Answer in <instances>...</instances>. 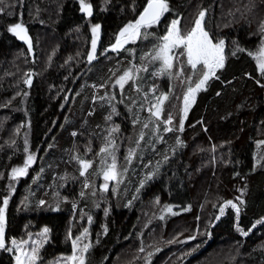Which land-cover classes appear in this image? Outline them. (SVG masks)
I'll list each match as a JSON object with an SVG mask.
<instances>
[{
	"label": "trees",
	"instance_id": "obj_1",
	"mask_svg": "<svg viewBox=\"0 0 264 264\" xmlns=\"http://www.w3.org/2000/svg\"><path fill=\"white\" fill-rule=\"evenodd\" d=\"M85 1L91 15L80 11L78 0L0 3V207L7 198L6 243L30 241L47 227L37 264L49 263L70 255L71 239L87 230L86 264H264V223H256L264 221V161L257 163L264 154V74L253 58L264 38V0H167L170 11L132 45L135 54L125 49L117 58L109 46L147 0ZM200 11L214 42L225 41V62L219 79L196 94L179 131L176 105L198 79L182 56L171 75L159 76L149 64L123 88L112 84L113 76L132 74L131 62L142 68L145 51L157 48L172 19L190 16L192 22ZM16 23L26 28L33 58L9 31ZM94 23L100 36L90 62ZM181 68L183 75H176ZM135 81L167 95L163 116L172 117L174 130L164 133L159 124L158 133L143 125L150 116ZM111 142L125 178L105 191L98 179L104 154L97 149ZM29 155L34 159L27 174L13 179L12 169L24 167ZM85 159L92 166L82 176L79 160ZM229 200L239 215L230 206L223 216L216 213ZM197 222L200 235L177 249ZM0 264H14V253L0 248Z\"/></svg>",
	"mask_w": 264,
	"mask_h": 264
},
{
	"label": "snow or ice",
	"instance_id": "obj_2",
	"mask_svg": "<svg viewBox=\"0 0 264 264\" xmlns=\"http://www.w3.org/2000/svg\"><path fill=\"white\" fill-rule=\"evenodd\" d=\"M3 0H0L2 3ZM81 10L86 12L88 15L92 14L91 5L85 3V0H80ZM169 4L167 0H147V5L144 7L143 11L139 14V18L135 20V22H129L124 28L119 31V34L115 38V43L111 45L113 51H116L123 47L124 44L129 42L130 40H134L141 35V29L144 27H151L152 25L158 24L161 21V18L165 13L169 12ZM205 17V11H200L198 17L194 20L193 26L187 31H182L180 27V19H173L170 24L167 26L165 34L159 39L162 41L157 46V50L155 55L152 56L153 60L161 61V73L171 75V70L174 68V60L183 56L186 57V64L190 66L194 75L198 76V79L195 82L194 87L189 86L186 92L183 95V115L179 122V131H183L184 128V119L187 117V113L189 111L190 106L195 102L196 94L201 90H207L208 82L213 79H219L216 75L217 70L222 69L224 67L225 56H224V48L225 41L223 39L214 42V38L209 34V32L204 28L203 21ZM100 25H95L92 29L95 34ZM9 31L18 36L21 40L28 42L29 48H31V41L27 36L26 28L22 23H16L9 28ZM261 32L264 33V24L261 25ZM97 41L95 38L92 40V51L88 53V59L91 62L95 59V51H96ZM179 49L180 51L174 52V50ZM236 51H243V49L237 48ZM235 54V53H233ZM251 54V53H250ZM258 67L262 74H264V47H262L258 54ZM176 75H183V69L181 68ZM128 79H131L130 72H125L119 79L116 81L117 84L123 88L124 82ZM189 80L191 77L188 78ZM26 84H31V80L28 79L25 81ZM167 95H162L157 98V103L152 105L155 111L151 112V115L156 117L158 120L160 119L161 113L163 111V103L167 100ZM165 124L172 123V117L169 115L168 118L164 121ZM145 127L148 125L145 124ZM172 128L165 127L164 131H172ZM73 135H76L73 133ZM143 138V136H141ZM181 141L179 138L177 139V144H180ZM264 143V142H261ZM27 151V149H26ZM101 153H107L112 156V163L107 165L102 169L103 179L105 184L102 186L105 191L108 190V181L117 180L118 172L116 169L115 157L112 153L108 152L107 148H101ZM131 155V151H130ZM34 157L29 155L27 160L25 161V165L22 168H14L12 169V178L16 179L17 177L24 176L27 174V169L29 165L33 162ZM79 159V158H76ZM167 159V157H165ZM83 171H81V175L83 176L88 168L91 167V162L79 160ZM150 178V177H149ZM143 186V182L141 183V187ZM87 187V184L85 185ZM239 200V197L237 198ZM41 204L44 201L40 202ZM242 204L243 201H240ZM8 205V199L5 198L3 200V207H0V248H5L7 251H12L11 248H6V240H5V209ZM230 206L232 209H235L237 216L239 215L240 208L237 203L233 201H225V205L220 207L219 212L220 215L223 216L225 212V207ZM171 211V209H168ZM220 217L217 216L218 220ZM91 220V217H89ZM264 223L262 220H258L256 222ZM255 224L252 225L255 228ZM238 231L241 232L242 235H248V232L244 231L241 228H237ZM49 229L45 227L43 232L40 234L41 236L46 237ZM87 230H85V233ZM80 237H76L72 240V255L65 257L64 259L69 262V264H86V253L89 251L90 244H84L82 248L79 247L78 242L80 241ZM190 239H195V237H191ZM45 240H40L35 242V246L31 247L29 251H23L20 248V245H17L15 240L12 241L13 245L17 246V250L21 252L20 255L16 257V264H36V262L40 259L39 257V248L45 243ZM27 243L26 241H22L21 244ZM143 251V249H141ZM79 252V254H78Z\"/></svg>",
	"mask_w": 264,
	"mask_h": 264
},
{
	"label": "rangeland",
	"instance_id": "obj_3",
	"mask_svg": "<svg viewBox=\"0 0 264 264\" xmlns=\"http://www.w3.org/2000/svg\"><path fill=\"white\" fill-rule=\"evenodd\" d=\"M79 1V6H80V11L82 12V13H84V14H87L86 12H83L82 10H81V3H80V0H78ZM85 3H87V4H90L89 2H87V1H85ZM92 9V8H91ZM198 17V15L196 16H194V20L196 19ZM179 19H180V27H181V29H182V31H184V32H187L192 26H193V22H194V20L192 21V22H190V16H188L185 20H182L181 19V17H178ZM173 20V19H172ZM171 20V21H172ZM170 21V22H171ZM170 22L168 23V25L170 24ZM204 22V21H203ZM95 25H99V23H94V24H91L90 25V33H91V40H90V43H91V49H92V40H93V38H95L96 39V41H97V43H98V40H99V36H100V28L98 29V31L94 34L93 33V31H92V29H93V27L95 26ZM126 26V25H125ZM124 26V27H125ZM123 27V28H124ZM148 27H144V28H142L141 29V35L139 36V37H137L136 39H134V40H130L129 42H127L126 44H124L123 45V47H121L120 49H118V50H116V51H112L113 53H116V54H113L114 55V57H116L117 58V55H119L120 53H117V52H122L123 50H125V49H128V50H130V52L132 53V54H135V49H132V45H136L137 43H139L140 41H144V40H142V39H144L143 37H145L146 36V31L148 30L147 29ZM118 34H119V32H118ZM117 34V35H118ZM262 36L264 37V33H262ZM224 40V39H223ZM115 42H113L112 44H114ZM160 43H162V41L160 40ZM159 43V44H160ZM111 44V45H112ZM158 44V45H159ZM111 45L109 46L110 48H111ZM262 47H264V38H263V41H262V43L260 44V46L254 51V53H253V58H254V61H255V63L257 64V66H258V60H257V54H258V52H259V50L262 48ZM112 49V48H111ZM156 50H157V48L153 51V52H151L150 51V48L149 49H147V51H145V57L143 58V61L144 62H142V64H141V66H142V68H140V66H137V64H134L133 62H131L132 63V67H133V70H132V74H131V71H129L130 72V74L132 75V76H135V77H137L138 76V73L140 74V71H143V72H146L147 70H149V64H151L150 65V68H152V69H154V72H156L159 76H161V71H160V69H161V67H162V65H161V61H159V60H153L152 59V56L153 55H155V52H156ZM33 55H34V51H33ZM144 55H142V57L144 56ZM107 57H109L107 54L104 56V59H106ZM183 57V56H182ZM96 58V57H95ZM184 58V61H185V64H186V57H183ZM120 59H122V57L120 58ZM93 60H95V59H93ZM120 61H122V60H120ZM259 68V67H258ZM171 72H172V74H173V71L171 70ZM125 72H123V71H121V72H118V73H116L115 74V76H113V82H112V84H117L116 83V81L119 79V77L120 76H122L123 74H124ZM132 78V77H131ZM132 79H134V78H132ZM129 80H127L126 82H124V85L128 82ZM181 82L183 83V82H185V80L184 79H182L181 80ZM111 84V85H112ZM146 84H147V86H146ZM149 84H150V82H149ZM156 84H158V83H156ZM118 86H120L119 84H117ZM194 85H195V83H194ZM194 85H193V87H194ZM133 86L135 87V88H137V87H140L141 88V97H142V99H145L146 101H145V103H144V111H145V113L148 115V116H150V118H148V120H146V121H144V123H143V125H145V124H147L148 126L151 124L152 125V128H153V130L154 131H156V132H158L159 133V131H158V129H159V124H161V127L163 128V130H164V128L165 127H169V128H172L173 130L175 129V127H173V126H171V125H169V124H165L164 123V121L167 119V118H164V116H163V111H162V113H161V116H160V119L158 120L156 117H154V116H152L151 115V112L152 111H155V109L152 107V105H155L156 103H157V98L158 97H161L163 94H160L159 93V91H158V89H157V87L156 86H154V85H148V83L147 82H145V83H141L140 84V86L137 84V81H135V83L133 84ZM144 87H147L146 88V90H142V88H144ZM187 90V89H186ZM186 92V91H185ZM184 92V93H185ZM184 93H183V95H184ZM106 96H108V97H110L109 95H108V92H106V94H105ZM183 95H182V98L179 100L180 102H179V104L178 105H176V108H175V110L178 108V107H180V118L182 117V115H183ZM163 106H164V103H163ZM162 106V107H163ZM191 107V106H190ZM172 110V109H171ZM174 111V110H173ZM163 118V119H162ZM164 133H166V131H164ZM143 134V133H142ZM142 134H141V136H142ZM160 137V135L158 136V138ZM113 146H114V143L113 142H111L108 146H104L103 144L102 145H99L98 146V149H97V151H98V153H101L100 152V149L101 148H107L108 149V152H110V153H112L113 155H114V157H115V162H116V169H117V172H118V179L117 180H111V181H108L107 182V184H108V186H110V183H111V186L113 185H117L119 182H121L122 180H124V178H125V171L123 170V167H121V164H119V162L121 161V155L119 154V153H114V152H112L113 150H112V148H113ZM136 148V147H135ZM135 148H132V149H130L129 151H128V153H127V162H131L132 161V158H133V153H134V149ZM130 151H131V155H130ZM102 154H104V156H102V159H101V171H100V174H99V180L101 181V182H99L100 183V185L101 186H103L104 184H105V181H104V179H103V174H102V169L106 166V164L107 165H110L111 163H112V156H110V155H108L107 153H102ZM264 154H262V155H260V157L257 159V163H260V161H261V163H263V161H264ZM84 161H89V162H91V160H84ZM91 166H92V162H91ZM80 167H81V169H82V166H81V164H80ZM91 168V167H90ZM90 168H88L87 169V171L85 172V174L84 175H87V172H88V170L90 169ZM83 170V169H82ZM87 184V186H88V180H85V185ZM115 187V186H114ZM217 211H219V207H217L216 208V213H217ZM196 230L195 231H192L191 230V237H193V236H198V235H200V233H201V231L199 230V232H197L198 231V229H199V227H198V222H197V224H196ZM43 232V230H41L40 232H38V233H35V234H33L32 235V238H31V240L30 241H26L27 243H24V244H21V242L22 241H19V240H15L16 242H17V245H20V248L23 250V251H29L30 249H31V247H33V246H35V242H37V241H40V240H45L46 241V239H47V235H46V237H44V236H41L40 234ZM76 237H78V236H76ZM75 237V238H76ZM79 237L81 238L80 239V241L78 242V244H79V247L80 248H82L83 247V245L84 244H89V235H88V232H86L85 233V231H83L80 235H79ZM190 237V238H191ZM75 238H72L71 239V244H72V240L73 239H75ZM189 237L188 238H186V241H185V243L183 244V245H181V244H179V247L177 248V249H186L187 247H190L189 246V243H190V241L192 240V239H190ZM171 239V241H173V238H170ZM13 241V240H12ZM12 241H10V242H7L6 243V248H11L12 249V252L14 253V264H16V257H17V255H20L21 254V252L20 251H18L17 250V246L16 245H13L12 244ZM144 241H145V239H144ZM44 245V244H43ZM42 245V246H43ZM41 246V247H42ZM40 247V248H41ZM40 248H39V250H40ZM72 252H73V250H72ZM78 254H79V252H78ZM70 255H72V253L70 254ZM70 255H67V256H65V255H59V256H57V257H55L54 258V260H52L51 262H43V261H41V263L40 264H69V262L68 261H66L64 258L65 257H68V256H70ZM43 257H40V259H42ZM39 259V260H40ZM38 260V261H39ZM38 261L36 262V264L38 263ZM119 263H121V262H119Z\"/></svg>",
	"mask_w": 264,
	"mask_h": 264
},
{
	"label": "water",
	"instance_id": "obj_4",
	"mask_svg": "<svg viewBox=\"0 0 264 264\" xmlns=\"http://www.w3.org/2000/svg\"><path fill=\"white\" fill-rule=\"evenodd\" d=\"M146 5H147V3H146ZM146 5H145V7H146ZM143 9H144V8H143ZM142 11H143V10H142ZM142 11H141V12H142ZM141 12H140V13H141ZM138 18H139V15H138ZM138 18H137V19H138ZM19 39H20V38H19ZM20 41H21V42L27 47V49H28V51H29V54H30L31 58H33V49H32V45H31V48H29V44H28V42H26V41H24V40H21V39H20ZM28 79L31 80V77H29ZM28 79H27V80H28ZM26 85H30V84H26Z\"/></svg>",
	"mask_w": 264,
	"mask_h": 264
}]
</instances>
